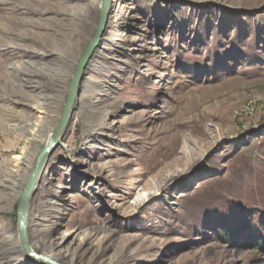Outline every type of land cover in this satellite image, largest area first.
<instances>
[{"label":"rangeland","instance_id":"obj_1","mask_svg":"<svg viewBox=\"0 0 264 264\" xmlns=\"http://www.w3.org/2000/svg\"><path fill=\"white\" fill-rule=\"evenodd\" d=\"M122 1L109 22L128 27L112 38L127 59L91 58L30 202L35 250L66 236L62 264H264L248 241L264 220V0ZM100 4L0 0V264H46L19 248L15 195Z\"/></svg>","mask_w":264,"mask_h":264},{"label":"water","instance_id":"obj_2","mask_svg":"<svg viewBox=\"0 0 264 264\" xmlns=\"http://www.w3.org/2000/svg\"><path fill=\"white\" fill-rule=\"evenodd\" d=\"M111 3L112 0H101L99 19L96 28L76 63L67 87L66 98L58 123L52 129L51 137L44 145L41 146L27 183L18 197L19 203L17 214L20 234L19 239L22 251L25 254L39 258L43 262L45 261L50 264L62 263L43 255V253H38L33 249L28 227L30 202L36 193L40 176L47 165L49 157L58 146L60 139L63 137L65 131L71 123L73 112L77 107L78 98L82 91V84L87 73L86 70L88 69L91 58L93 57L96 49L99 47L102 37L107 29L109 17L112 12Z\"/></svg>","mask_w":264,"mask_h":264},{"label":"bare ground","instance_id":"obj_3","mask_svg":"<svg viewBox=\"0 0 264 264\" xmlns=\"http://www.w3.org/2000/svg\"><path fill=\"white\" fill-rule=\"evenodd\" d=\"M114 1H116L115 2L116 4L119 1L123 2L122 0H112V3H111V6L112 7H113V2ZM121 2H120V4H123ZM118 15L119 14H117L116 17ZM110 24L112 25V27H110L112 29V31H110V34H109L110 35V38H109V36L107 38L102 37V40L101 41L102 42L104 41V45L101 46V42H100V48H99V51H98L99 52V55H100L99 58H100L101 61H103V58L105 59L106 57H115V58L117 57L118 58L117 60L122 63L123 61H125L127 59V53H126L127 51L125 50L127 48V44H125L124 46H122L120 44V46L117 47V46H115L116 43H115V41L112 38H113V36L116 35V32H119V31H121L123 33L126 32V30L128 29V27H127V25L125 23H122V22L116 24L115 21H114V22H111ZM94 77H95V75L93 74V71H92V73H90V76L88 77V79L87 78H86V80L84 79V81H83L84 83L82 84V90L84 89L83 90V94L84 95H85L86 92H88V90L90 88V83L92 84V80H93ZM110 82H112V85L118 83L116 78H114V80H110ZM110 87H111V85L109 86V89H110ZM78 100H79V98H78ZM84 101H85L84 98H81L80 99V102H84ZM71 122H72V120H71ZM51 134H52V130L47 135V139H46L45 143L51 137ZM39 150L37 151V153H35V155L33 156V160L30 162V164L32 166H34V163H35V160H36V157L38 155ZM32 169H33V167L31 168L30 165L24 166V171L26 173V183H27V180H28V178H29V176L31 174ZM45 169H46V167L44 168V170H43V172H42V174L40 176L38 186H39V184H40V182L42 180V176H43V174L45 172ZM26 183L23 185L21 191L15 195V198H18L19 197V195L21 194L22 190L24 189ZM70 241H71L70 238L69 237H66V236H62V237H59V238L51 239L50 241H48V243L44 244V253L45 254H43V255H45V256H47V257H49V258H51V259H53V260H55V261H57L59 263H63L62 262L63 261L62 259H65V257L67 255L66 254H62V253L64 251V248L66 246H68V244L70 243ZM19 242H20V240H19ZM31 243H32L33 249L34 250L37 249L38 243L33 242L32 240H31ZM19 248L22 250L21 244H20ZM80 255H81V257L78 258V252L75 253L74 257L72 258L73 264L82 263L85 260L83 257H86L87 258L88 251L85 250ZM25 256L29 260H31V261H40V262H43L41 259L36 258V257H33V256H30L28 254H25ZM88 261L89 262H93L94 260H88ZM44 263L50 264V263L45 262V261H44Z\"/></svg>","mask_w":264,"mask_h":264},{"label":"trees","instance_id":"obj_4","mask_svg":"<svg viewBox=\"0 0 264 264\" xmlns=\"http://www.w3.org/2000/svg\"><path fill=\"white\" fill-rule=\"evenodd\" d=\"M261 231L260 232H257L256 235H253L251 239H249L248 241L250 243H256L258 244L259 247H261L263 250H264V220L261 221Z\"/></svg>","mask_w":264,"mask_h":264}]
</instances>
